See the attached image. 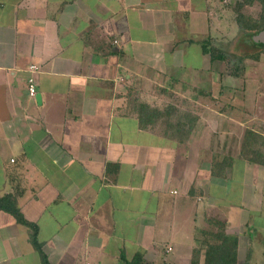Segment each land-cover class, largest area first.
<instances>
[{
	"label": "crops",
	"instance_id": "obj_1",
	"mask_svg": "<svg viewBox=\"0 0 264 264\" xmlns=\"http://www.w3.org/2000/svg\"><path fill=\"white\" fill-rule=\"evenodd\" d=\"M226 1L0 0V196L16 195L51 264H121L122 252L193 264L198 251L204 264L217 220L237 264H264L256 220L230 219L248 176V204L263 200L264 165L241 148L246 129L263 134L264 91L250 108L245 76L212 59L228 46ZM173 97L199 115L183 141L164 121L140 126L139 103ZM0 264H42L31 228L5 210Z\"/></svg>",
	"mask_w": 264,
	"mask_h": 264
},
{
	"label": "trees",
	"instance_id": "obj_2",
	"mask_svg": "<svg viewBox=\"0 0 264 264\" xmlns=\"http://www.w3.org/2000/svg\"><path fill=\"white\" fill-rule=\"evenodd\" d=\"M255 1L256 0H242L239 4L237 11L238 13L236 16V19L243 30L249 32L252 36L255 34H259L264 30V0H261L263 2L262 12L258 18H254L252 15L243 12L241 8L244 6L246 7L254 3ZM210 49L206 47V51H209ZM213 49L217 50L216 48L211 49L212 59L224 58L222 52L214 53ZM233 73L235 74V72ZM174 99L175 101L171 100V104L162 108L153 106L148 102L139 103L138 116L140 126L142 128H147L157 123L158 121L165 120L167 127L164 130L166 131V133H170L173 137H177L182 141L187 139L194 130V127L199 119V115L194 113L192 109L188 108L185 112H183V114L180 115L177 120L173 121V112L182 110H180L179 106L176 105V103L178 102L177 98L175 97ZM170 129L174 131V134L170 131ZM260 143L264 145V140L260 139V135L258 134V132L251 128L246 129L242 142L241 155L252 163L264 165V150L258 146ZM226 165V162H224V164H221L218 163L217 160L216 162H214V171L219 173L220 171H223V169H225ZM0 210H5L12 213L18 221L28 225L31 228V241L36 249L40 252L42 264H51L48 255L44 250L43 242H41L38 238V225L28 220L24 216L21 208L17 204L16 195H14L13 193H7L0 196ZM216 226L218 231L214 232V242L208 243L204 264H237V243L226 236L223 222L217 220ZM144 259L145 258L141 253L134 255L132 258H128L126 253L122 252L120 263L145 264ZM199 261L200 253L198 251L193 257V264H199Z\"/></svg>",
	"mask_w": 264,
	"mask_h": 264
},
{
	"label": "rangeland",
	"instance_id": "obj_3",
	"mask_svg": "<svg viewBox=\"0 0 264 264\" xmlns=\"http://www.w3.org/2000/svg\"><path fill=\"white\" fill-rule=\"evenodd\" d=\"M242 0H228L224 2V4H228L229 9H230V16L226 15L222 19V26L226 27L227 30L229 31L228 34V40H225L228 44L226 48H216L217 50H214V53H221L224 55L225 60L224 63L222 62V66H224V72L227 70L229 72H238L241 74V76H245V83H246V88L248 91L251 92V95L248 96L246 99V105H250V108L256 107L255 102H254V92L255 90H263L264 91V42L257 38L255 35H251L249 32L243 30V28L240 26L238 23L236 16H237V11L239 4L241 3ZM219 2V6L223 5L221 1ZM262 1L261 0H256L254 3L244 6L241 8V10L247 14L252 15L254 18H258L262 12ZM219 38L224 39L225 36L220 35ZM220 39V40H221ZM256 43L260 45H255ZM263 44V46H262ZM220 59V58H219ZM220 62V61H219ZM236 73V74H238ZM223 77L222 81L224 83H227L228 86L226 87L225 85L223 86V89H230V79L227 81ZM242 79H244L242 77ZM221 84V82H220ZM221 89V88H218ZM217 99H220V101H224V103H220L219 106L221 109H230V105H232L231 100L234 98L230 95V100L226 96L218 97ZM234 107V105H233ZM180 110L184 111H174L172 120L175 121L177 120L183 112L186 111L183 107H179ZM236 115V114H235ZM242 116V115H241ZM236 117H239L237 115ZM258 117L255 116L252 120H257ZM262 120V118H260ZM264 121V120H263ZM256 122V121H254ZM261 122V121H260ZM164 125H167L164 120ZM173 125V124H172ZM170 131L174 134V131L170 129ZM262 133H258L260 135V139L264 140V126L262 128ZM259 147H261L264 150V145L259 144ZM235 147L238 149V142L237 146L234 144L226 146V149H223L224 151L230 152L232 154L233 150ZM239 150V149H238ZM222 155L217 154V158H221ZM232 160V158H230ZM261 168V167H260ZM263 168V167H262ZM248 176V180H249ZM246 181V183L243 182V184H239L243 187V192H240L242 200H246L244 202V205L242 206L241 204H231L230 202V219L231 220H256L255 223H251L250 227L248 228L249 231H251L252 227L255 228L256 234L261 235L264 234V193H263V200H261V204L259 205L258 209H253V206H250L248 204V198L249 196L253 195L255 192H250V183L249 181ZM263 191V190H262ZM260 193L256 192V197L257 195L260 197ZM255 201V200H254ZM242 206V207H241Z\"/></svg>",
	"mask_w": 264,
	"mask_h": 264
},
{
	"label": "built area",
	"instance_id": "obj_4",
	"mask_svg": "<svg viewBox=\"0 0 264 264\" xmlns=\"http://www.w3.org/2000/svg\"><path fill=\"white\" fill-rule=\"evenodd\" d=\"M31 69L34 71H37V69H39V67L36 64H32ZM28 90H29V94L31 96L36 95L37 89H36V84H35V78L33 76L29 77V79H28ZM169 249H171V247H169Z\"/></svg>",
	"mask_w": 264,
	"mask_h": 264
},
{
	"label": "water",
	"instance_id": "obj_5",
	"mask_svg": "<svg viewBox=\"0 0 264 264\" xmlns=\"http://www.w3.org/2000/svg\"><path fill=\"white\" fill-rule=\"evenodd\" d=\"M256 37L259 38V39H261L264 42V30L262 32H260L259 34H257Z\"/></svg>",
	"mask_w": 264,
	"mask_h": 264
}]
</instances>
